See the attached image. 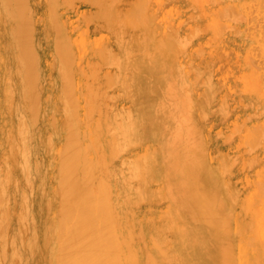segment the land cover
<instances>
[{
    "label": "bare ground",
    "instance_id": "obj_1",
    "mask_svg": "<svg viewBox=\"0 0 264 264\" xmlns=\"http://www.w3.org/2000/svg\"><path fill=\"white\" fill-rule=\"evenodd\" d=\"M0 264H264V0H0Z\"/></svg>",
    "mask_w": 264,
    "mask_h": 264
}]
</instances>
